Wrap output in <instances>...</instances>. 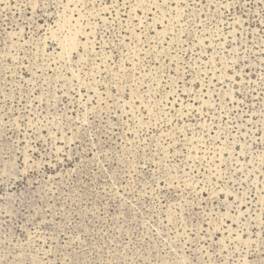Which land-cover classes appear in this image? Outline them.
<instances>
[{"label":"rangeland","instance_id":"rangeland-1","mask_svg":"<svg viewBox=\"0 0 264 264\" xmlns=\"http://www.w3.org/2000/svg\"><path fill=\"white\" fill-rule=\"evenodd\" d=\"M0 264H264V0H0Z\"/></svg>","mask_w":264,"mask_h":264}]
</instances>
